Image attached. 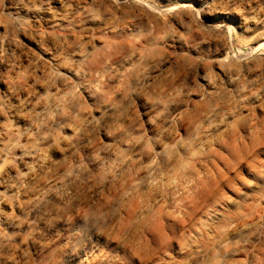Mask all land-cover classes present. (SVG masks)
<instances>
[{
    "label": "bare ground",
    "instance_id": "obj_1",
    "mask_svg": "<svg viewBox=\"0 0 264 264\" xmlns=\"http://www.w3.org/2000/svg\"><path fill=\"white\" fill-rule=\"evenodd\" d=\"M0 264H264V0H0Z\"/></svg>",
    "mask_w": 264,
    "mask_h": 264
},
{
    "label": "rangeland",
    "instance_id": "obj_2",
    "mask_svg": "<svg viewBox=\"0 0 264 264\" xmlns=\"http://www.w3.org/2000/svg\"><path fill=\"white\" fill-rule=\"evenodd\" d=\"M228 27V26H227ZM228 28H226V31H227ZM244 52L248 55V56H251L253 53L251 51H249L248 49H245ZM178 254V253H176Z\"/></svg>",
    "mask_w": 264,
    "mask_h": 264
}]
</instances>
